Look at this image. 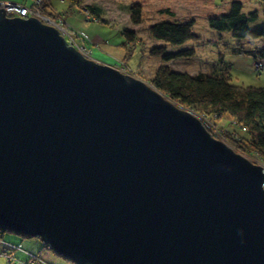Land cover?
I'll return each instance as SVG.
<instances>
[{
  "label": "water",
  "instance_id": "water-1",
  "mask_svg": "<svg viewBox=\"0 0 264 264\" xmlns=\"http://www.w3.org/2000/svg\"><path fill=\"white\" fill-rule=\"evenodd\" d=\"M0 226L74 264H264V171L148 83L0 9Z\"/></svg>",
  "mask_w": 264,
  "mask_h": 264
},
{
  "label": "rangeland",
  "instance_id": "rangeland-1",
  "mask_svg": "<svg viewBox=\"0 0 264 264\" xmlns=\"http://www.w3.org/2000/svg\"><path fill=\"white\" fill-rule=\"evenodd\" d=\"M3 1L4 0H0V2ZM21 1L25 0H13L12 3ZM35 1L36 0H34V2ZM60 1L63 4H61ZM233 1L239 0H225L224 2L222 1V5H228L229 2L231 5ZM241 1L239 2L243 4V12L250 14L252 11L254 12L258 10L259 18L256 22L251 23L250 27L252 29H264V6L259 4L258 0H256L257 2L255 0H250V2L249 0ZM213 2L214 0H85V7L94 5L103 9L105 16L103 18L107 21V23H103L102 21L98 20L96 16L92 15V13H90V11L84 7L77 8L80 10V17L82 23L87 27V32L78 29L68 20V18L71 16V9L68 10L67 2L65 3L64 0H53V4L57 9L52 7V5L51 7H47L51 9V11L62 16L61 19L67 22L71 27V32L76 30L85 33V35L89 37L90 43L94 46V56L92 54L91 59L100 63L103 62V64L107 65L109 63L114 64L113 67L117 68L118 70H124L125 72H128L129 75L140 79L149 85H152L151 80L154 77L156 70L161 65L165 64L164 55H172L179 53L184 49L190 48L195 49L194 56L188 58H175L166 64L176 72L189 73L193 76L198 74L211 75L214 72L225 68L226 66L229 68V72L231 73L234 84L252 87H264V70L261 71V73H258L260 71L257 70V67L260 62L255 58V56L258 54L255 50L258 47L260 48V46H262V48L264 47V38L260 40L248 38L251 41L242 42L241 47L237 46L232 34L228 31L224 32L220 39L219 33L211 27L209 21L211 17L213 18L218 16L213 15V13L217 12L218 10L214 6ZM136 3L141 4L143 8V23L139 25H135L131 21L130 7ZM43 4L44 2L39 7L40 10ZM244 5L246 6L245 10ZM251 5H254L255 7L254 9L250 10L249 8ZM165 11H170L174 14V17L170 16L168 12ZM160 20H176L179 22H188L193 20L195 23L194 32L203 38V45H200V43L187 42L184 45L172 46L163 41L153 39L149 29L152 25ZM125 30L134 31L137 37L135 42H129L127 46H125L126 38L123 35V31ZM98 41L100 43H98ZM207 42H212L214 44H207ZM164 46L167 49L164 55H154L152 53L156 47ZM128 55L130 56L129 58L126 57ZM252 56L256 60H249V57ZM222 58L224 60L225 66L221 64ZM235 58H240L237 60V69L230 63ZM245 60L252 61L251 66L252 68L254 67L253 72L243 65ZM262 64L264 63L262 62ZM176 106L190 112L193 115H202L195 113L186 107L179 105ZM210 119L216 122L222 128V131L235 125L234 121H232L227 116H224L221 119L215 118L213 116L210 117ZM223 142L226 143L225 141ZM226 144L229 145L228 143ZM239 154L243 155L254 164L260 166L261 164H264L260 156L255 152L249 154ZM32 240L39 241L38 239ZM1 241L2 240L0 239V242ZM5 247L6 246L4 244V248ZM4 248L2 251H0V256L6 260L7 264H15L17 261L15 256L13 261H11L7 256L4 257L5 254L2 253ZM37 256L41 257L46 264H52L43 256ZM69 264L74 263L69 262Z\"/></svg>",
  "mask_w": 264,
  "mask_h": 264
},
{
  "label": "trees",
  "instance_id": "trees-1",
  "mask_svg": "<svg viewBox=\"0 0 264 264\" xmlns=\"http://www.w3.org/2000/svg\"><path fill=\"white\" fill-rule=\"evenodd\" d=\"M51 1L43 0L44 4L41 9L43 12L53 15L52 12L47 10V6L51 7ZM64 1L67 2L68 10L84 7L92 15L96 16L98 20L107 23L102 18L104 13L101 8L94 5L85 7V0ZM258 2L264 6V0H258ZM165 12L174 17V14L170 11ZM130 13L133 24L139 25L143 23V8L141 4L132 5ZM258 18V11L246 14L243 12L242 3L233 1L227 13L211 17L209 21L211 27L219 33L220 39L222 34L228 31L232 34L237 46L241 47L242 42L247 38L254 40L264 38V29H252L250 27V24L256 22ZM194 25L193 20L188 22L160 20L150 27L149 32L153 39L163 41L172 46L184 45L187 42L203 45L202 42L204 40L194 32ZM123 35L126 38L125 46L129 42L137 40L134 31L125 30ZM207 44L214 43L207 42ZM166 50L165 46L156 47L152 53L154 55H164ZM257 53L255 58L264 60V47ZM194 55L195 49L190 48L172 55H164L165 64L156 70L151 80L152 85H150L166 95L176 105L191 109L195 113L220 119L224 116L229 117L234 121L235 125L223 130V141L228 143L238 153H257L264 162V87L234 84L229 68L225 66L223 58L221 59V64L225 68L211 75L198 74L193 76L189 73L176 72L166 64L175 58H188ZM126 57L129 58L130 56ZM7 233L32 239L0 226V235ZM38 240L41 241L40 239ZM42 245L43 249L50 250L45 243L42 242Z\"/></svg>",
  "mask_w": 264,
  "mask_h": 264
},
{
  "label": "built area",
  "instance_id": "built-area-1",
  "mask_svg": "<svg viewBox=\"0 0 264 264\" xmlns=\"http://www.w3.org/2000/svg\"><path fill=\"white\" fill-rule=\"evenodd\" d=\"M42 3L43 0H36L33 6L27 7L18 3L0 2V9H3L9 17H19L24 19L35 17L40 19L42 22L57 29L61 33V35L66 39L69 46L76 48L86 58L91 59L94 46L93 44L90 43L89 37L85 35V33L76 30L74 32H71V27L69 26V24L65 22L63 19H61L62 16H60L58 13L50 11L53 13V15H51L42 12V9L41 10L39 9ZM119 70L122 73L129 75L128 72H125L124 70L121 69ZM257 70L260 71L258 73H261V71L264 70V64H262V62L259 63ZM195 116L203 123L205 128L210 132V134L214 138L220 141L223 140L224 132L216 122H214L212 119H210V117H207L206 115L205 116L195 115ZM261 166L263 167V171H264V164H261ZM4 244L6 246L4 248V251L2 252L3 254H5L4 257L7 256L11 261H13L15 258L14 252L19 248L9 243H4ZM29 257L31 259V262L29 264H46L45 261L37 255L29 254Z\"/></svg>",
  "mask_w": 264,
  "mask_h": 264
},
{
  "label": "crops",
  "instance_id": "crops-1",
  "mask_svg": "<svg viewBox=\"0 0 264 264\" xmlns=\"http://www.w3.org/2000/svg\"><path fill=\"white\" fill-rule=\"evenodd\" d=\"M222 1L224 2L225 0H214L213 4H214V6L218 10H217V12L213 13V15H220V14L222 15V14H225V13H227L229 11V9H230V2H229L228 5H224L223 6L222 5L223 4ZM239 1H241V0H239ZM3 2H13V0H4ZM249 2H250V0H249ZM15 3H21L24 6L31 7L34 4V0H25V1H21V2H15ZM61 4H63V3L61 2ZM51 5H52V7H54L55 9H57L55 7V5L53 4V0L51 1ZM245 7L246 6L244 5V10H245ZM254 7H255L254 5H251L249 9L250 10L251 9H254ZM47 10L48 11H51V9H49L48 7H47ZM103 13H104V11H103ZM103 17H105L104 14L102 15V18ZM68 20L75 27H77L78 29L83 30V31H86L87 27L82 23V20H81V17H80V10L79 9H77V8L72 9L71 10V16L68 18ZM103 20H106V19L103 18ZM245 41L246 42H249L251 40L247 38L243 42H245ZM98 43H100V42L98 41ZM261 48H262V46H260V48L258 47L255 51L258 52ZM253 53H255V52H253ZM93 56H94V53H93ZM239 59L240 58H235V59L232 60V62H230L232 64V66L235 67L236 69L238 68L237 60H239ZM250 59H252L253 61L256 60L253 56L252 57H249V60ZM249 60H245V63L246 64L243 63V65L246 66L247 69H250L253 72L254 67L252 68V66H251L252 61H249ZM258 61L264 63V60H262V59H258ZM101 63H103V62H101ZM106 63H109V62H106ZM108 65L114 66V64H110V63ZM238 70H240V69H238ZM263 75H264V71H263ZM0 239L2 240L0 242V251H2L3 248H4V243L3 242L10 243V244H12V245H14V246H16V247L19 248V250H17L14 253V256L17 258V261L15 262V264H29V262H30L29 254L41 255L46 260H48L49 262H51L52 264H69L68 261H65V259H61L60 257L56 256V254H54L49 249H43V245H42V242L41 241L32 240V239H35V238L30 239V238H26V237H23V236H20V235H17V234L7 233V234H4L2 236L0 235ZM0 264H7L6 260L4 258H2L1 256H0Z\"/></svg>",
  "mask_w": 264,
  "mask_h": 264
}]
</instances>
